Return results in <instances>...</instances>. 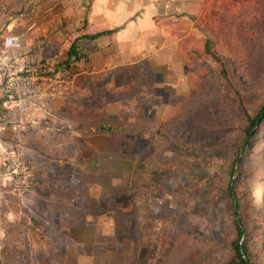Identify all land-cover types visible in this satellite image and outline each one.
I'll return each instance as SVG.
<instances>
[{"label":"rangeland","instance_id":"obj_1","mask_svg":"<svg viewBox=\"0 0 264 264\" xmlns=\"http://www.w3.org/2000/svg\"><path fill=\"white\" fill-rule=\"evenodd\" d=\"M201 8L185 76L144 104L145 131L110 136L108 152L74 132H58L62 147L41 137L27 149L38 184L1 201L0 264H228L236 207L249 259L264 264V120L245 143L264 106V0ZM45 41L48 56L66 57L62 40Z\"/></svg>","mask_w":264,"mask_h":264},{"label":"crops","instance_id":"obj_2","mask_svg":"<svg viewBox=\"0 0 264 264\" xmlns=\"http://www.w3.org/2000/svg\"><path fill=\"white\" fill-rule=\"evenodd\" d=\"M206 1L0 0L22 13L29 40L45 57L56 59L47 55L49 38V48L62 40L66 50L57 61L70 58L68 71L75 82L55 107L57 129L44 137L48 146L68 144L58 132H74L77 142L108 152L110 136L119 133L131 141L145 131L144 104L158 100L160 88L181 83L185 76L182 53ZM43 11L46 18L40 21ZM73 45L76 54L69 57ZM98 156L99 162L109 158Z\"/></svg>","mask_w":264,"mask_h":264},{"label":"built area","instance_id":"obj_3","mask_svg":"<svg viewBox=\"0 0 264 264\" xmlns=\"http://www.w3.org/2000/svg\"><path fill=\"white\" fill-rule=\"evenodd\" d=\"M22 19L21 12L0 4V204L8 195L36 189L27 149L57 129L55 107L75 82L21 31Z\"/></svg>","mask_w":264,"mask_h":264},{"label":"trees","instance_id":"obj_4","mask_svg":"<svg viewBox=\"0 0 264 264\" xmlns=\"http://www.w3.org/2000/svg\"><path fill=\"white\" fill-rule=\"evenodd\" d=\"M94 37H96V36H93V38ZM211 43H212L211 40H208L207 44H206L207 50L209 52H212L211 51ZM75 54H76L75 45H73L71 50H70V56L69 57H71L72 55H75ZM52 60L60 69H63V70L69 69L70 58L64 62L57 61L56 59H52ZM221 72H222V74H224V76L227 79L229 78L227 68L223 62L221 64ZM263 120H264V106L260 109V111L258 112V114L254 118H250V124L248 126L247 131H246V138H245L246 144L248 142H250L251 138H253V136L256 134V132H257L256 128L259 129L258 124H259V122L261 124L263 122ZM241 158H242V153L240 152L237 159H236V163H240ZM235 171H236V169H235ZM232 196H233V199H235L233 191H232ZM235 209H236V222H237V230H238V239L232 245L234 255L230 259L228 264H252L250 259H249L248 254H247V249H248L247 248V238L245 237L246 231H245L244 227L242 226L243 225V219L239 215L240 213L238 212V208L236 207ZM243 237H244V240H242ZM140 255H141L140 256L141 262L143 263L145 260L144 257L147 255V249H144Z\"/></svg>","mask_w":264,"mask_h":264},{"label":"water","instance_id":"obj_5","mask_svg":"<svg viewBox=\"0 0 264 264\" xmlns=\"http://www.w3.org/2000/svg\"><path fill=\"white\" fill-rule=\"evenodd\" d=\"M236 173L238 172V169H237V167H236V171H235Z\"/></svg>","mask_w":264,"mask_h":264}]
</instances>
